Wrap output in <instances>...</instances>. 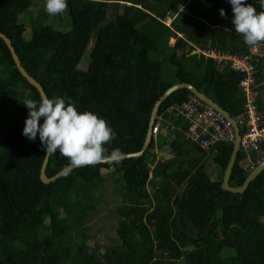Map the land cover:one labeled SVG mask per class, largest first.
I'll use <instances>...</instances> for the list:
<instances>
[{
    "label": "trees",
    "instance_id": "16d2710c",
    "mask_svg": "<svg viewBox=\"0 0 264 264\" xmlns=\"http://www.w3.org/2000/svg\"><path fill=\"white\" fill-rule=\"evenodd\" d=\"M31 1L0 0V31L47 98H70L78 112H92L108 123L116 133V139L105 145L109 152L141 149L154 103L176 83L192 84L230 115L243 111L239 74L192 53L194 46L248 50L243 36L234 31L228 0H67L64 14L71 18L69 30L75 32L76 49H85L95 36L106 40L113 52L96 58L85 71L61 53L65 48L61 38L50 37L59 14L36 33L37 44L27 54L34 27L27 28L31 37H26L28 33L21 37L26 27L19 26ZM117 1L123 4L120 24L108 18L110 3ZM180 4H185V19L175 17L171 26L160 21ZM246 4L257 14L264 11L260 0ZM82 9L89 16L75 20ZM139 9L145 16L135 21L132 15ZM221 9L226 18L220 16ZM28 15L29 23L33 18ZM175 31L183 38L169 45ZM138 74L143 78L140 84L134 80ZM189 94L179 88L163 100L156 119L162 115L160 121L173 123L175 129L159 131L142 155L126 157L119 165L75 168L45 183L40 179L45 151L39 137L30 141L22 135L28 118L24 101H39L41 96L19 72L0 38V124L6 122L0 131V264H264V169L243 192L223 189L233 143L219 142L207 152L186 141L188 121L163 113ZM258 104L264 113L259 94ZM166 145L171 156L157 159L155 147L161 153ZM255 158V152L247 156L238 150L230 186L243 184L256 166ZM206 159L217 168L215 177ZM67 163L58 152L49 156L46 176H54ZM108 175H115L113 183L122 181V197L113 211L119 220L117 238L106 237L107 243L101 244L96 238L91 243L86 222L95 210V193Z\"/></svg>",
    "mask_w": 264,
    "mask_h": 264
},
{
    "label": "clouds",
    "instance_id": "9594fccd",
    "mask_svg": "<svg viewBox=\"0 0 264 264\" xmlns=\"http://www.w3.org/2000/svg\"><path fill=\"white\" fill-rule=\"evenodd\" d=\"M232 7L234 31L244 38L246 45L255 47L264 43V11L257 14L246 0H228ZM67 0H46L45 11L50 16L61 14L67 10ZM264 9V0H260ZM220 16L226 18L223 9ZM28 118L22 135L30 141L39 137L42 149L47 156L59 153L67 158L61 174L67 176L75 168L94 166L100 163L119 165L124 153L119 149L111 152L105 147L116 139V133L108 123L92 112L80 113L70 98L40 97L39 101L25 99ZM43 120L41 124L40 121ZM105 249L100 253L104 254Z\"/></svg>",
    "mask_w": 264,
    "mask_h": 264
},
{
    "label": "built area",
    "instance_id": "2783aa9c",
    "mask_svg": "<svg viewBox=\"0 0 264 264\" xmlns=\"http://www.w3.org/2000/svg\"><path fill=\"white\" fill-rule=\"evenodd\" d=\"M197 53L214 59L219 65L239 74L238 88L244 99L243 111L228 118L221 111L212 107L198 96L190 93L185 99L175 101L167 106L163 113H173L188 121L184 131L188 143H195L209 152L219 142L235 141V123L239 129L238 150L249 156L256 153V165L264 160V113L258 104L257 79L262 73L264 61V44L249 46L246 52H230L215 47L198 48ZM155 119L151 128L152 137L159 131L172 132L175 126L171 122ZM253 169V168H252Z\"/></svg>",
    "mask_w": 264,
    "mask_h": 264
},
{
    "label": "rangeland",
    "instance_id": "374dc122",
    "mask_svg": "<svg viewBox=\"0 0 264 264\" xmlns=\"http://www.w3.org/2000/svg\"><path fill=\"white\" fill-rule=\"evenodd\" d=\"M115 2V1H114ZM119 4L110 3L108 8V18L111 19L113 22L120 24L122 21V9L123 4L122 2ZM45 3L46 0H32L29 7L26 9L25 14L21 17L23 21L19 26L20 29L26 27L25 32L23 31L21 34L31 37V30L27 31V28L32 25L34 30L32 32V37L30 39L29 45L27 47V54L31 55L34 51V48L37 44V35L42 31V27L44 24H50L53 20V17L48 15L45 11ZM32 16L33 20L28 23L27 16ZM89 16V12L86 9L79 10L78 13L75 15V20H79L81 18ZM145 16L144 9H139L132 18L137 21L143 19ZM57 21L56 25H53L51 29V38H61L64 47L61 50V53H64L69 59L72 60V63L75 67L81 70H87L90 65L95 61L96 58H105L110 57L108 55H113L111 49H108L106 45V40L104 39H96L95 36H92L88 42V45L82 51L77 50L76 46L78 45V41L75 35V32L71 29V18L65 16L64 12L59 14V16L55 19ZM173 45V44H172ZM142 77L138 74L135 77V83L140 84L142 81ZM5 121L0 124V131L5 126ZM164 149V150H162ZM161 150L162 152L158 155L162 158H169L171 156L170 146H165ZM153 166L150 165V168ZM209 169L210 175L215 177L217 168L210 167ZM151 177V176H150ZM149 177V178H150ZM115 182V175H108L105 177L104 183L101 187L96 191L95 196L96 198L93 200V205H95V210L91 212L88 220L87 226L90 227L88 236L91 243H95L94 241L96 238L99 239L98 243H107L106 237L112 238L116 240V228L118 227V217L114 215V207L118 204L122 197V181ZM178 192H180V188H178ZM94 241V242H93ZM65 264H77L74 262L66 261Z\"/></svg>",
    "mask_w": 264,
    "mask_h": 264
},
{
    "label": "water",
    "instance_id": "95a60500",
    "mask_svg": "<svg viewBox=\"0 0 264 264\" xmlns=\"http://www.w3.org/2000/svg\"><path fill=\"white\" fill-rule=\"evenodd\" d=\"M0 38H2L4 40V42L6 43V45L8 46L12 58L19 70V72L22 74L23 77H25L27 79V81L29 83H31L34 87L37 88V90L40 93V96H45L47 97L45 91L43 90L42 86L40 85L39 82H37L33 77H31L23 68L22 64H21V60L19 58V56L17 55L10 39L3 34L0 31ZM192 53H197L196 50L192 51ZM179 88H186L190 91V93H193L194 95L198 96L199 98H201L202 100H204L206 103L210 104L212 107L216 108L217 110L221 111L224 115H226L228 118H231V115L224 110L220 105H218L215 101H213L209 96H207L206 94H204L203 92L199 91L196 87H194L192 84L190 83H185V82H181V83H176L172 86H170L169 88H167L162 94L161 96L156 100V102L153 105L152 111H151V115H150V120H149V126H148V130H147V134L145 137V140L143 142V145L141 147L140 150L136 151V152H131V153H126L124 154V158L126 157H137L143 154V152L145 151V149L147 148L151 138H152V133H151V128L152 125L155 122L156 119V114H157V110L159 108V106L161 105V103L163 102V100H165L172 92L176 91ZM234 125V129L236 132V137H235V141L233 142V149L230 155V159L228 161V164L224 170L223 176H222V181H221V186L223 189L231 191V192H243L246 187L248 186L249 182L252 181L263 169H264V160L261 161L259 164H257L251 171L250 173L247 175V177L245 178L243 184L241 186L238 187H233L229 185V175L231 173V170L233 168L236 156H237V152H238V140H239V129L237 127V125L235 123H233ZM46 155V153H45ZM48 158L44 157L43 163L41 165V170H40V179L42 182H50V181H54L56 180L58 177H60L62 174V170L61 169L59 172H57L54 176L48 178L45 174V169H46V165L48 162Z\"/></svg>",
    "mask_w": 264,
    "mask_h": 264
},
{
    "label": "crops",
    "instance_id": "0c3cea01",
    "mask_svg": "<svg viewBox=\"0 0 264 264\" xmlns=\"http://www.w3.org/2000/svg\"><path fill=\"white\" fill-rule=\"evenodd\" d=\"M187 14H188V13H187V11L185 10V4H180V5L178 6L177 10H176L173 14H172L170 11L167 12L165 18H164L163 20H160V21H161L162 23H164L165 25L171 26V25H172V23H171L172 19H174L175 17L181 16V15H184V19H185V15H187ZM198 19L201 20V18H198ZM202 20H203V19H202ZM203 22H204L205 24H208L207 21H205V20H203ZM175 32H176V34L172 35V36L169 38V40H168L169 45L174 44L177 38H179V37H182V38H183L182 33L177 32V31H175ZM262 45H263V44H262ZM193 46H194V45H193ZM197 49H198V47L194 46V49H193L192 51H194V50L197 51ZM257 81L261 84V85L258 87L259 98L263 101V104H264V61H263V64H262V73L259 75ZM166 146H168V145H166ZM157 150H158V149L155 147L154 152L156 153V156H157L156 158H157V159H159V158H161V159H163V160L168 159V158H162V157H159L158 155L160 154V152L157 151ZM162 150H164V149H162ZM206 161H207V163L209 164V169H211L210 167H214V165L211 164V160L206 159ZM248 161H249V159H246V161H245V165L249 163ZM216 171H217V170H216Z\"/></svg>",
    "mask_w": 264,
    "mask_h": 264
}]
</instances>
